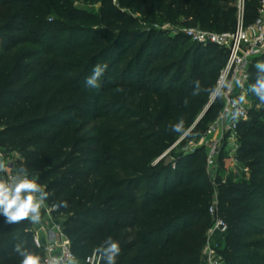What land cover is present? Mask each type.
<instances>
[{
  "label": "trees",
  "instance_id": "trees-1",
  "mask_svg": "<svg viewBox=\"0 0 264 264\" xmlns=\"http://www.w3.org/2000/svg\"><path fill=\"white\" fill-rule=\"evenodd\" d=\"M258 1L245 0L246 24ZM99 4L97 12H71L62 0H0V149L20 155L15 170L66 216L79 259L97 252L107 264L98 249L111 237L116 264H200L216 197L227 223L224 264H264V105L250 93L253 106L236 125L246 179H211L203 146L164 155L181 135L172 124L182 120L186 138H198L218 117L222 98L204 110L226 58L224 49L170 32L231 31L236 0ZM182 38L190 45L179 47ZM105 64L99 87L87 86ZM249 74L250 85L258 70ZM17 246L42 264L30 221L7 223L0 210V264H21Z\"/></svg>",
  "mask_w": 264,
  "mask_h": 264
},
{
  "label": "built area",
  "instance_id": "built-area-1",
  "mask_svg": "<svg viewBox=\"0 0 264 264\" xmlns=\"http://www.w3.org/2000/svg\"><path fill=\"white\" fill-rule=\"evenodd\" d=\"M244 2L245 0H236L237 20L234 29L231 31L217 33L199 26L184 25L176 26L172 31L181 33L193 43L202 46L215 45L226 52V58L218 71L215 86L219 84L224 88L226 82L229 81L233 82V86L225 88L222 108L216 120L210 125V130L221 129L222 132L227 134V146L230 148L229 156L233 158L235 164H238L234 158L238 147L236 125L239 121L247 119L250 103V92L247 91L250 68L256 62L262 61L260 59L264 56V0L258 1L257 16L249 24L244 21ZM236 78L244 82L243 88L234 86ZM241 94H245L246 102L238 104L237 99ZM217 98L214 92H211L207 105L212 104ZM237 109L241 114L239 118L233 119L232 115ZM255 109L257 108L255 107ZM205 146L207 164L213 167L215 164L214 158L218 155V142L211 140ZM0 159H3L8 167V171L3 173L2 177L4 179H8L9 175L25 174L14 172L8 157L1 149ZM216 203L217 199L214 197L208 210L211 225L205 232L200 251L201 264H224L221 252L222 245L215 241V235L223 236L227 231V223L218 216ZM56 209V205L42 206L40 209V225L37 223L38 229L33 233L34 243L43 254L42 264H100L101 255L97 252L82 259H79L73 253L70 240L64 232V227L53 222ZM42 222L46 223V227L41 224Z\"/></svg>",
  "mask_w": 264,
  "mask_h": 264
},
{
  "label": "clouds",
  "instance_id": "clouds-1",
  "mask_svg": "<svg viewBox=\"0 0 264 264\" xmlns=\"http://www.w3.org/2000/svg\"><path fill=\"white\" fill-rule=\"evenodd\" d=\"M107 65L104 66L97 65L93 69V74L86 79V85L93 88H98V80L105 71ZM254 67L258 70V76L255 83L248 86L247 91L254 95L259 102L264 105V61H258L255 63ZM233 82H226L224 88L219 84L215 86L213 92L218 98H223L224 90L227 87H232ZM235 87H244V82L241 79L236 78L234 80ZM120 91V89H116ZM245 94H241L237 103H245ZM240 111L237 109L233 115V119H237L240 116ZM171 130L181 134L188 135L189 129H186L184 122L181 120L178 123L172 124L170 126ZM8 171V167L3 159H0V173ZM47 193L44 192L43 187L36 183L35 179H29L25 174L9 175L8 179H4L0 176V210H2L4 216L6 217L7 223H19L25 219H30L32 222H38L40 219V209L44 204V200ZM105 244L107 245L103 249H98V251H103L107 264H116V257L120 253V247L118 242L112 240L109 237ZM20 252V247L17 246L16 249ZM23 259L21 264H40V258L32 254H26L20 252Z\"/></svg>",
  "mask_w": 264,
  "mask_h": 264
},
{
  "label": "rangeland",
  "instance_id": "rangeland-1",
  "mask_svg": "<svg viewBox=\"0 0 264 264\" xmlns=\"http://www.w3.org/2000/svg\"><path fill=\"white\" fill-rule=\"evenodd\" d=\"M62 3H65L64 7H66V9L70 10L71 12L74 11L97 12L100 6L99 0H62ZM48 18L52 19L53 16H48ZM176 34L177 33L175 32H170L171 37H174V35ZM177 44L179 47H186L188 44L190 45V42L182 38L177 41ZM192 57L193 54L189 56L190 60L192 59ZM249 96H250L249 109H251L254 103V99L252 98L250 93ZM256 108L259 109L260 105L257 104ZM209 130H210V126L208 128V131L204 135L198 138H193V137L186 138V136L184 135L178 136L176 142L170 146V148L164 153V155H167V153L171 150L174 151L175 153L190 152L193 149L201 146L206 147L205 145L207 144L208 141L214 140L218 142V155L214 158L215 164L213 167H210L207 164V170L211 179H215L216 177H219L223 180L230 173H237V175L239 176L238 178L246 179L248 172L247 168L242 164L239 163L235 164L233 158L229 156L230 148L227 146V134L222 132L221 129L218 130L211 129L210 131ZM2 152L8 157L12 169L14 170V172H16L15 170L16 161L20 158V155L15 151L2 150ZM45 205H49L46 199L44 200L43 206ZM65 219H66L65 215L55 214L53 218V222H55V224H60L63 226V222ZM28 220L30 221V228L32 232L33 233L36 232L35 230L38 229L37 226L39 223L37 224V222H32L30 219ZM41 224H43V226L46 227V223L42 222ZM223 238L224 237L220 236L219 234L215 235V241L221 243V245L223 243Z\"/></svg>",
  "mask_w": 264,
  "mask_h": 264
},
{
  "label": "water",
  "instance_id": "water-1",
  "mask_svg": "<svg viewBox=\"0 0 264 264\" xmlns=\"http://www.w3.org/2000/svg\"><path fill=\"white\" fill-rule=\"evenodd\" d=\"M210 106H211V104L207 105V106L205 107L204 112L207 111V109H208ZM200 117H201V116H200ZM200 117H199V118H200ZM199 118H198V119H199ZM198 119L196 120V122L198 121ZM170 161H171V158H170V157H166V158H165V163H166V164L170 163Z\"/></svg>",
  "mask_w": 264,
  "mask_h": 264
},
{
  "label": "crops",
  "instance_id": "crops-1",
  "mask_svg": "<svg viewBox=\"0 0 264 264\" xmlns=\"http://www.w3.org/2000/svg\"><path fill=\"white\" fill-rule=\"evenodd\" d=\"M218 130V129H217ZM0 176H3V173H0ZM40 221H38L37 223H39Z\"/></svg>",
  "mask_w": 264,
  "mask_h": 264
}]
</instances>
